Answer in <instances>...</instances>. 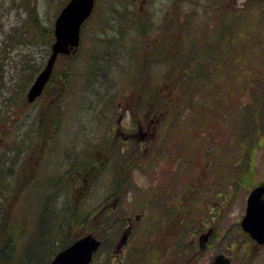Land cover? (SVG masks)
I'll return each mask as SVG.
<instances>
[{"label":"rangeland","instance_id":"obj_1","mask_svg":"<svg viewBox=\"0 0 264 264\" xmlns=\"http://www.w3.org/2000/svg\"><path fill=\"white\" fill-rule=\"evenodd\" d=\"M32 1L39 12L41 22L46 26H52L63 0ZM30 2V0H0V118L11 124V127L7 128L0 126V156L6 155L11 158L14 157L17 150L24 148L25 138L32 134L36 135V132L39 131L40 117H38V113L41 106L49 103L51 99L58 98H55L54 94L48 95V91L38 97L33 104L24 107L27 103L20 101L24 99L27 87L33 81V77L24 86L23 93H15L17 85L27 81L26 77L33 73V69L39 65L42 56L49 50L47 45H37L39 41L33 38L30 41L20 42L16 37L21 38V36L9 35L12 28L19 26L21 19L27 17L23 3L30 5ZM171 14L177 16L178 20L172 21ZM239 14L244 21L249 17L247 19L249 25L255 33H259L262 37L259 41L261 47L254 46L250 50L249 59L242 75L237 78L233 72L230 79L244 80L248 84L240 94L239 101L236 102H239V112L244 114L250 110L252 116L258 118L259 130L256 131V135L253 132L256 137L250 142L253 145L250 146V149L258 147L254 152L255 170L251 182L258 183V181L264 180V111L260 109V102L264 100V0H96L94 15L87 20L82 30L81 44L76 57L78 61L80 60L79 70L73 72L74 77L72 78L68 76V73L58 76L56 82L58 91L66 88L65 96L62 95L61 99H57L56 104L52 107L55 110L54 116L60 115L59 118L61 117V122H58L60 124L58 133L54 137L48 136L47 139H35L38 147L48 146L42 154L48 168L49 162L54 170L55 166L63 162L64 155H80L84 159L85 153L89 155L94 148L102 146L108 132L111 131L107 128V122L110 121L111 127L119 123V103L122 102L123 97H128L132 93L134 85H129L130 70L136 65L134 62L136 56H142L145 48L148 49L150 45L161 39V35L165 33L163 28L165 25H170V28L176 30L179 26L184 27L182 22H191L193 26H191L190 32L198 39L197 42L207 32L213 37V33H216L217 29L218 31L221 29L219 25H225L227 26L224 28L226 36L228 28L230 39L231 20ZM102 27V30L98 29ZM140 27L147 29V35H143L142 32L138 33L141 30ZM96 30L97 33H95ZM180 30H184L185 33V28L178 31L180 32ZM109 39L110 43L107 47L106 41ZM187 40L188 38H183L181 43L183 44ZM28 63L33 65V69L27 67ZM23 65L26 68L23 69ZM99 70L103 73L102 75L91 76V73ZM155 73L156 75L160 74L157 69L152 71L153 76ZM92 79L94 81L91 84L89 80ZM212 87L219 88L221 85H210L208 88ZM234 90H236L235 86L232 92H238ZM107 93L115 98L112 101L106 99ZM170 95L174 96L172 93ZM105 101H107V105H104ZM111 105L112 109L107 113L108 116L97 118L101 117L98 113L106 114V110ZM233 117L238 118L236 115ZM54 119V117L50 119L52 123H54ZM122 120V124L127 126L132 122L127 114L122 116ZM233 124V119L227 121L225 123L227 128L223 129L224 133L218 132L214 136L223 133L228 143L234 141L238 126L235 127ZM147 130L145 125L138 127L135 131L121 132L123 136H131L137 142H146L148 138L151 140L146 146H142L141 154L133 148V152L128 150L127 153H123V156L132 157L133 160L137 159L146 167L147 170L132 171L131 179L134 181V185H138L133 194L134 198L139 194L138 200L143 202V199L149 196L150 207L145 205L146 208L143 210L139 205L138 207L132 206V193L126 194L125 200H121L122 204L117 205L125 217L131 216L133 220L132 234L127 247H124L120 255L123 254V251L133 248L145 234H148L149 241L152 242L164 219L159 217L161 197H166L169 202L168 196L173 194L175 202L182 201L188 192L195 191L192 178L200 173H196L199 170L195 167V163L190 167L186 160H183L181 165H176V160L173 158L176 147L172 142L166 144L162 158L151 161L153 147L157 146L160 131L156 132L152 129L148 133L151 136L147 137L145 134ZM189 155L194 156L195 152L190 151ZM219 155H214L216 166L211 172L205 169V176L200 179L201 182L196 188L197 196L192 203L199 215L187 223V226L192 228L188 229L190 234L183 240V244H187L191 249L183 255L170 254L168 249L164 250L162 254L155 253L150 264H211L213 256L217 252L229 255L232 258L231 264H264V244L257 247L248 239L249 244L241 243L239 238L242 235H247L241 229L239 220L245 213L246 197L249 190H246L243 184L235 182L231 163L229 162L230 166L222 163V158H227L229 161L228 156L224 153ZM24 158L25 155L21 157V159ZM200 159L201 162L205 161L203 157ZM27 160L36 163L38 158L30 153ZM116 162L120 163L118 166L122 168L123 164L119 155L116 157ZM114 165L115 163L109 162L101 175L91 180L93 183L88 185L87 193L80 204L82 211L94 210L98 207V209L101 208L99 214H103L106 209H113L112 201L123 189L121 187L115 193L112 192L111 179ZM68 166L69 164L64 162L60 170L63 171ZM177 167L180 170L173 171ZM72 168L77 170L75 165ZM62 187L68 189L67 186ZM159 190L166 193H160ZM46 192V187L41 191L30 189L20 199V210H25L28 215L50 214L45 212V202L41 209L42 198L47 197ZM65 192L63 188L60 190L57 200L59 204L56 209L54 203L52 204L49 199V208L52 207V213L68 212L63 208V202L70 200L69 194H65ZM106 196H109L110 203L107 206L102 204ZM154 197H157L158 202L150 204ZM70 201L75 203V200L71 199ZM185 201L189 200L185 199ZM47 205L46 203V208ZM135 215H138L137 219H135ZM156 219L155 223L149 225ZM143 226L149 227V229L142 231L140 228ZM208 229L211 233L202 242L201 247L203 248H201L198 245L199 235ZM41 258L43 259V254H41Z\"/></svg>","mask_w":264,"mask_h":264},{"label":"trees","instance_id":"obj_2","mask_svg":"<svg viewBox=\"0 0 264 264\" xmlns=\"http://www.w3.org/2000/svg\"><path fill=\"white\" fill-rule=\"evenodd\" d=\"M30 1V5L23 3L27 17L20 22V26L12 28L9 35L21 36V38L16 37L20 42L30 41L33 38L39 41L37 45L49 46L53 40L52 26H46L41 22L34 2ZM65 1L63 0L61 6ZM171 17L172 21L178 20L177 16L171 14ZM247 19L242 20L239 14L231 20L230 39L229 29L227 28V36L224 30L227 26L219 25L221 29L213 33L215 38L207 32L209 34H203L199 42L190 32L193 26L191 22L181 21L184 27L179 26L176 30L170 28V25H165L163 27L165 33L162 32L161 39L150 45L148 49L145 48L142 56L137 55L134 61L136 65L130 70L129 85L134 86L132 93L128 97H123V107L129 110L132 119L141 116L146 121L158 120L156 128L160 131V140L157 146L153 147L152 160L162 158L166 144L172 142L176 147L175 157H173L176 165H181L183 160H186L190 167L195 163V167L200 172L192 179L195 189L198 188L200 179L205 176V169L211 172L216 166L214 155L221 153L228 156L229 161L222 157L221 161L228 166L231 163L236 183L243 184L245 189L255 184L251 182V178L255 170L254 152L258 147L250 149V146H253L250 142L256 137L253 132L256 135V131L259 130L258 118L252 116L250 110L244 114L238 111L239 102L236 101H239L240 94L248 84L244 80L230 79L233 72L237 78L242 75L250 50L254 46H260L259 41L262 39L259 33L254 32ZM181 28H185V33L184 30L178 31ZM141 32L147 35V29L141 28L138 33ZM183 38H188V42L182 44ZM109 41L110 39L106 41L107 47ZM77 56L76 53L58 62L50 76L51 79L45 85V92L53 93L57 89L58 76L68 73V76L74 77L73 72H77L80 67ZM43 61L44 56L39 61L40 66ZM39 65L33 69V65L28 63L27 67L34 72L40 67ZM22 68L26 67L23 65ZM155 69L160 74L155 73L153 76L152 71ZM96 74L103 73L99 70L91 73V76ZM32 75L33 73L26 77L27 81L17 85L15 93H23L24 86L32 80ZM93 81V79L89 80L90 83ZM210 85H221V87L209 89ZM234 86L236 88L234 91L238 92H232ZM220 90L222 92H219ZM105 97L110 101L115 98L110 93H107ZM20 102L27 103L24 99ZM103 103L107 105V101ZM263 105L264 101H261L260 109L264 111ZM26 106L28 103L24 107ZM52 107L54 105H49L48 102L41 106L38 113L39 131L36 135L25 138L23 149L17 150L12 158L6 155L0 156V264H48L56 251L63 249L86 232L102 235L101 245L91 264H94L93 262L150 264L155 253L162 254L166 249L170 254L177 255H183L190 250L187 244H183L184 238L190 234L188 229L192 228L187 226V223L199 214L195 210L193 201H182L160 203L159 217L164 219L152 242L149 241L148 234H145L129 251H124L122 255L114 253L115 239L126 225L125 214L119 210V207L110 210L105 208L103 214H99L101 208L98 209V207L94 210L82 211L80 204L87 193L88 185L93 183L91 180L101 175L109 162L115 163L112 169V192L115 193L123 187L122 200H125L128 193L133 195L138 185L133 184L134 181L129 176V172L136 169L143 171L145 168L139 160L132 161L131 158L123 156V153H127L128 150L132 152L137 150L141 154L142 147L139 143L123 144L119 131L112 130L108 132L102 146L94 148L89 155L85 153L84 159L80 155H75L65 171L60 170L62 163L55 166L53 170L48 162V168L42 158L47 145L38 147L35 139L43 140L50 135L51 137L55 135L56 132L53 131L58 121ZM108 109H112V105ZM53 117L54 123L50 120ZM230 118L234 121L233 126H238L239 129L235 131L236 139L228 143L223 136V129L227 128L225 123L231 120ZM5 121L0 118V126L11 127V124ZM218 132L223 133L214 136ZM190 151H194L195 155L190 156ZM30 153L38 158L36 163L27 160ZM24 155L25 158L21 159ZM118 155L123 164L122 168L118 166L120 163L116 162ZM202 157L205 159L204 162H201ZM74 165L77 169L81 167L79 173L72 168ZM65 173L77 176L68 183L64 180ZM11 181L12 184L14 183L12 187ZM62 186H67L68 189ZM44 187L47 189V197L42 198L41 209L45 202V212L50 214L28 215L25 210H20V199L30 189L41 191ZM62 188L64 192L66 190L65 194H69L70 200H75V203L65 200L63 208L68 212L52 213L48 200L54 203L56 209ZM138 195L135 198L133 195L132 206L139 205L143 210L146 208L145 205L150 207L148 198L139 202ZM187 195L188 193L184 197L186 198ZM157 219L149 225L155 223ZM140 229L143 231L149 227L143 226ZM239 238L241 243H248L247 239L251 242L247 235Z\"/></svg>","mask_w":264,"mask_h":264},{"label":"water","instance_id":"obj_3","mask_svg":"<svg viewBox=\"0 0 264 264\" xmlns=\"http://www.w3.org/2000/svg\"><path fill=\"white\" fill-rule=\"evenodd\" d=\"M94 6V0H68L54 19V41L44 68L34 77L29 86L26 99L33 101L38 96L49 79L58 54L74 52L80 38V27L88 17ZM245 214L240 220L243 230L250 234L256 244L264 243V183L251 189L246 199ZM126 233L120 237L116 249L126 241ZM207 233L201 235L200 240H205ZM96 235L86 233L84 236L73 240V243L56 252L49 264H89L93 254L100 245ZM211 264H230V257L217 253Z\"/></svg>","mask_w":264,"mask_h":264},{"label":"bare ground","instance_id":"obj_4","mask_svg":"<svg viewBox=\"0 0 264 264\" xmlns=\"http://www.w3.org/2000/svg\"><path fill=\"white\" fill-rule=\"evenodd\" d=\"M23 20H24V19H21V21H23ZM21 21H20V22H21ZM19 26H20V23H19ZM15 27H18V26H15ZM15 27H14V28H15Z\"/></svg>","mask_w":264,"mask_h":264}]
</instances>
